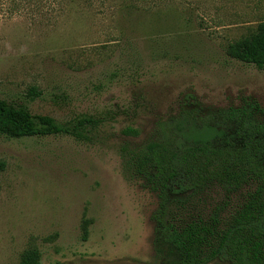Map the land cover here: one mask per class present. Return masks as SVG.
<instances>
[{"label": "rangeland", "instance_id": "rangeland-1", "mask_svg": "<svg viewBox=\"0 0 264 264\" xmlns=\"http://www.w3.org/2000/svg\"><path fill=\"white\" fill-rule=\"evenodd\" d=\"M16 1L0 0V98L59 122L115 116L88 141L0 135V264L28 248L42 264L160 263L156 196L130 177L120 148L156 137L189 94L203 110L243 97L264 106V69L225 53L264 21V0ZM31 87L41 93L32 100ZM241 192L212 186L192 212H228Z\"/></svg>", "mask_w": 264, "mask_h": 264}, {"label": "trees", "instance_id": "trees-1", "mask_svg": "<svg viewBox=\"0 0 264 264\" xmlns=\"http://www.w3.org/2000/svg\"><path fill=\"white\" fill-rule=\"evenodd\" d=\"M225 53L264 69V21L229 42ZM40 94L31 87L26 96L32 100ZM114 116L82 114L59 122L0 98V135H67L88 141L93 130ZM155 127L156 137L137 147L123 145L120 154L130 177L140 179L156 196L152 244L158 258L165 257L158 264H264V106L243 97L238 105L203 110L189 94L175 114L158 120ZM122 133L138 131L127 126ZM212 186L244 193L228 212L223 207L208 214L192 212L198 197ZM18 264H42L38 250L25 249Z\"/></svg>", "mask_w": 264, "mask_h": 264}]
</instances>
